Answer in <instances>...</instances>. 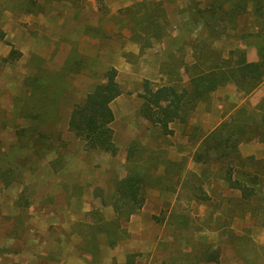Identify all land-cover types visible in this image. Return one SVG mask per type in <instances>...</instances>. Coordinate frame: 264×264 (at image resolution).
Returning a JSON list of instances; mask_svg holds the SVG:
<instances>
[{
  "label": "rangeland",
  "instance_id": "obj_1",
  "mask_svg": "<svg viewBox=\"0 0 264 264\" xmlns=\"http://www.w3.org/2000/svg\"><path fill=\"white\" fill-rule=\"evenodd\" d=\"M188 4L0 0V164L30 151L28 141L13 149L27 129L42 130L54 146L41 158L33 152L34 165L16 169L9 183L0 180V264H264V185L259 197L242 199L221 160L196 155L238 106L257 104L264 81L249 95L231 83L217 88L186 122H170V134L139 114L145 81L156 88L187 79L181 63L193 61L192 50L179 28ZM253 19L242 14L226 31H256L261 19ZM244 43L247 59L257 60L258 42ZM211 45L227 50L234 42ZM112 67L121 90L110 102L114 154L86 147L68 127L74 104ZM238 153L243 167H235L264 179V141L240 142ZM129 168L145 173V201L126 220L110 202ZM199 191L209 198L196 197ZM216 248L218 260H205Z\"/></svg>",
  "mask_w": 264,
  "mask_h": 264
},
{
  "label": "trees",
  "instance_id": "obj_2",
  "mask_svg": "<svg viewBox=\"0 0 264 264\" xmlns=\"http://www.w3.org/2000/svg\"><path fill=\"white\" fill-rule=\"evenodd\" d=\"M144 2L138 1V4L143 5ZM186 13V21L179 31L187 36L192 50L193 61H181L187 79L182 83H179L180 78L174 82L168 80L156 88H151L145 81L139 94L142 99L139 114L165 134L172 133L170 122H186L196 104L206 100L217 88L231 83L243 95H249L264 81V0H210L204 7L197 0H189ZM247 13L254 17L253 22L256 18L261 19L256 31H226L227 26H236L237 18ZM247 37L258 42L257 60L246 57L244 41ZM214 40H232L234 46L227 50L224 47L216 48L211 45ZM180 50L183 54L184 49L180 47ZM15 52V49H11V55ZM176 73L181 77L179 69ZM116 75L114 67L106 70L103 84L75 103L68 117L69 129L79 135L86 147L98 148L111 154L117 148L110 126L113 120L110 102L121 93ZM47 138L48 135L42 130L27 129L13 149L19 152L28 141L30 151L7 158L6 166L0 164V180L7 184L13 180L11 174L16 169L20 170L24 166L31 168L34 165L32 162H35L31 160L33 152L37 158H41L46 152L53 150L54 146L47 142ZM252 139L264 141V95L254 107H249L246 102L242 103L229 119L219 122L203 138V148L196 154L198 158H202V162L221 160L228 186L238 189L242 199L248 201L259 197L264 185L259 172L239 171L243 165L238 144ZM134 145V142L129 145L128 162L132 161L131 157L136 149ZM227 157H230L229 161ZM233 157L236 158L235 163L232 161ZM236 165H239L238 169ZM145 179V173L129 168L124 176L116 180L110 204L117 216L128 220L142 207L145 201ZM195 196L204 200L209 198L203 191L195 193ZM116 242L117 238L109 239L110 245H115ZM218 250L208 251L205 260H218Z\"/></svg>",
  "mask_w": 264,
  "mask_h": 264
}]
</instances>
